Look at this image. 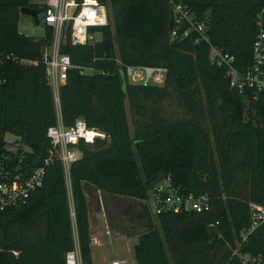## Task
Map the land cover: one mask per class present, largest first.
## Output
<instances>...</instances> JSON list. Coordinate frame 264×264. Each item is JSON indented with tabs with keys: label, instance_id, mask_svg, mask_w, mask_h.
<instances>
[{
	"label": "trees",
	"instance_id": "obj_1",
	"mask_svg": "<svg viewBox=\"0 0 264 264\" xmlns=\"http://www.w3.org/2000/svg\"><path fill=\"white\" fill-rule=\"evenodd\" d=\"M96 1L110 12L107 25L89 29L97 41L74 45L64 37L58 46L71 65L58 88L61 125L81 119L104 135L78 144L67 172L69 203L45 136L57 121L42 63L52 29L40 24L43 4L0 0V165L27 175L49 158L26 203L0 212V264H67L65 255L75 248L77 264H92L86 196L95 190L139 202L135 219L146 226L132 244L135 264H242L243 254L264 264V223L240 241L251 205L264 208V114L208 59L215 47L233 57L239 73L248 68L254 17L264 0ZM171 5L203 22L208 43L192 30L184 37V24L169 37ZM22 8L36 11L41 37L17 31ZM126 66L163 67V83L132 84ZM82 68L99 74L88 78ZM5 133L18 139L13 152L5 149ZM164 179L180 195L206 196L209 211H163L154 215L155 227L145 201Z\"/></svg>",
	"mask_w": 264,
	"mask_h": 264
},
{
	"label": "built area",
	"instance_id": "obj_2",
	"mask_svg": "<svg viewBox=\"0 0 264 264\" xmlns=\"http://www.w3.org/2000/svg\"><path fill=\"white\" fill-rule=\"evenodd\" d=\"M171 27L169 37L175 39L177 31L186 25L182 35H188L192 30L198 35L197 41L208 40L204 34V25L196 21L192 13L180 5H171ZM40 24L52 29L51 45L43 50L42 63L44 75L51 89L54 106L57 107V121L54 126L46 129L45 136L50 144L49 154L60 162L65 179L67 180L68 167L78 157L77 146L79 143L91 144L94 139H103L102 133L88 129L81 119H76L70 126L64 127L59 121L58 88L66 79V72L71 68L69 58L58 54V46L64 37L74 45L95 43L97 37L89 33V29L103 27L108 24L106 7L96 0H45L40 14ZM255 35L250 47V65L239 73L233 66V57L227 52H222L215 47H210L208 59L211 65L224 67L228 77L229 87L243 99L258 103L264 114V7L260 8L254 17ZM7 59L8 56L5 55ZM22 63H26L22 61ZM165 69L163 67H131L126 66L124 74L127 80L140 86H160L163 83ZM82 73V69L79 70ZM250 102V103H251ZM246 103V102H245ZM48 159L42 161V165L30 171L27 175L17 172L14 168L0 165V212L6 209L16 208L26 203L29 194L41 186L43 167ZM154 189L151 199L153 215L163 211L208 212L210 207L206 196L193 197L192 195H180L169 187L168 181ZM70 216H73L72 211ZM249 226L241 231L240 241L243 242L246 235L264 223V208L251 205L249 214ZM217 222L208 223V228H213ZM16 255V253H13ZM232 254H237L236 249ZM78 253L73 251L65 255L67 264H77ZM242 264H258L256 259L249 255H239ZM71 262V263H70ZM111 264H125L113 261Z\"/></svg>",
	"mask_w": 264,
	"mask_h": 264
},
{
	"label": "rangeland",
	"instance_id": "obj_3",
	"mask_svg": "<svg viewBox=\"0 0 264 264\" xmlns=\"http://www.w3.org/2000/svg\"><path fill=\"white\" fill-rule=\"evenodd\" d=\"M44 1L45 0H33L34 3L39 5H42ZM107 15H109L110 18L109 9L107 11ZM17 31L26 37H32V38H39L42 35V27L40 26V24L38 25L34 24L31 18L22 14L19 16ZM114 50H115V55L118 56L116 45H114ZM116 61H118L117 57H116ZM82 74L89 78L99 73L89 68H82ZM124 104H125V111L127 114L129 131L131 132L129 114L127 111V104L126 102ZM55 109H57L56 106ZM165 109H166V113L169 116L175 115L176 110L173 104L170 105L166 104ZM17 141H18L17 137L13 136L12 134L9 133L4 134V142H5L6 150L13 152L15 149V142ZM165 182L166 181L164 179L161 182L155 184L153 188H151V190L147 192V200L145 201V204L147 205L149 210V215L152 224L155 225V227L157 228L158 226L154 220V215H153V207L151 206V199L153 197L154 189L159 185H163V183ZM65 187L67 190L68 200L70 203L68 180L66 179H65ZM92 192L93 194H91L89 197L88 207H87L89 217L92 218V216L98 210L100 211L101 209V213L103 214L102 219L105 220L104 226L109 232L108 239L106 237L104 246L102 247L100 246L99 248L95 247L93 244L89 246L92 264H111V262L115 259L126 260L127 264H134L132 247L130 245L135 243L136 236L140 234L142 230L145 229L146 226L144 220L139 221L135 219V215L138 213L139 202L137 200L107 196L105 194L103 195L102 193L96 190ZM71 208L72 207L70 205V210ZM71 221H72V232L74 234L72 216H71ZM93 227L91 225V228L89 229L90 235L93 232H96L95 225ZM119 235H121V240L120 238H118ZM75 251H77L76 248L74 252Z\"/></svg>",
	"mask_w": 264,
	"mask_h": 264
},
{
	"label": "crops",
	"instance_id": "obj_4",
	"mask_svg": "<svg viewBox=\"0 0 264 264\" xmlns=\"http://www.w3.org/2000/svg\"><path fill=\"white\" fill-rule=\"evenodd\" d=\"M91 194H93V192H91L89 195L86 196V205H87V207H88V200H89V197H90ZM95 214L92 216V218H90L89 217V213L87 211L88 228L90 229L91 225H92V227L95 225V228H96V232H93L91 235L89 234L90 235V244H89V246L91 244H93L95 247L99 248L100 246L101 247L104 246L106 237L108 239L109 232L106 229V227L104 226L105 220L102 219L103 214L101 213V209H100V211L98 210ZM93 229H94V227H93ZM118 238H120V240H121V235H119ZM130 246L132 247V245H130ZM113 261H120V262H123V263L127 264L126 260L115 259Z\"/></svg>",
	"mask_w": 264,
	"mask_h": 264
},
{
	"label": "water",
	"instance_id": "obj_5",
	"mask_svg": "<svg viewBox=\"0 0 264 264\" xmlns=\"http://www.w3.org/2000/svg\"><path fill=\"white\" fill-rule=\"evenodd\" d=\"M20 13L30 17L34 21L35 24L37 23V18H36L37 17V13H36L35 10L29 9V8H22L20 10Z\"/></svg>",
	"mask_w": 264,
	"mask_h": 264
},
{
	"label": "bare ground",
	"instance_id": "obj_6",
	"mask_svg": "<svg viewBox=\"0 0 264 264\" xmlns=\"http://www.w3.org/2000/svg\"><path fill=\"white\" fill-rule=\"evenodd\" d=\"M71 263V262H70Z\"/></svg>",
	"mask_w": 264,
	"mask_h": 264
}]
</instances>
